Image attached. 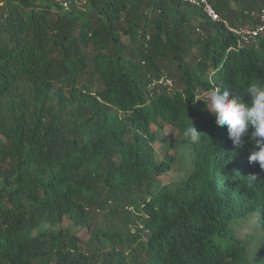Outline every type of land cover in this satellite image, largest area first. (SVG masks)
<instances>
[{"label":"trees","instance_id":"trees-1","mask_svg":"<svg viewBox=\"0 0 264 264\" xmlns=\"http://www.w3.org/2000/svg\"><path fill=\"white\" fill-rule=\"evenodd\" d=\"M207 1L231 25L264 8ZM256 81L264 37L182 0H0V264H264L254 144L235 149L204 105L215 87L248 103Z\"/></svg>","mask_w":264,"mask_h":264},{"label":"clouds","instance_id":"clouds-1","mask_svg":"<svg viewBox=\"0 0 264 264\" xmlns=\"http://www.w3.org/2000/svg\"><path fill=\"white\" fill-rule=\"evenodd\" d=\"M243 92L250 98L248 103L230 98L227 88L221 91L215 87L207 94L206 102L203 100L205 109L214 116L216 125L227 127L228 138L235 149L245 145L244 137L254 144L248 161L257 163L264 171V83L249 82ZM184 136L192 142L200 139V133L192 124L186 128ZM249 179L255 180L256 177L253 175Z\"/></svg>","mask_w":264,"mask_h":264},{"label":"built area","instance_id":"built-area-1","mask_svg":"<svg viewBox=\"0 0 264 264\" xmlns=\"http://www.w3.org/2000/svg\"><path fill=\"white\" fill-rule=\"evenodd\" d=\"M194 6H198L202 9L204 14L212 22H220L224 28L233 34L240 43L245 45H256L260 38L264 37V8L259 11H253L249 15L255 20V25H231L228 21L219 17L215 8L207 0H182ZM166 85L171 84V81L165 77L161 80Z\"/></svg>","mask_w":264,"mask_h":264},{"label":"rangeland","instance_id":"rangeland-1","mask_svg":"<svg viewBox=\"0 0 264 264\" xmlns=\"http://www.w3.org/2000/svg\"><path fill=\"white\" fill-rule=\"evenodd\" d=\"M232 3L233 2H231L232 10H238L239 9V3H237L236 5H234L235 3L234 4H232ZM63 8L64 9H68L69 6L65 7L63 5ZM238 19H240V18L238 17ZM197 34L198 33L195 32L194 36H197ZM162 130L163 131H162L161 138H159L157 143L154 144V148H155V150L158 153V160H160L161 156H162V149H161L162 145L164 143H167L168 148L171 149V145L174 144V139L176 137V131L174 129H172L169 125L164 124ZM178 174H179V172L177 171V167H174V169L170 173L165 174L163 177L160 178V180L162 182H169V180L174 179ZM251 218H252V220H250V224H247V225L243 226L242 229H240L238 231V234L240 236L244 237L245 235H249V233L251 232V228H252V225L254 223L253 220L255 218V215H252ZM61 226L63 228H67L69 226V222L63 221V223L59 227H61ZM44 229H46V226L43 227V228L37 229L33 234H37L39 231H42ZM70 229H71L72 233L77 234V236H79L82 240H86L88 238V236H89V233H87V231L85 229H77V228H71V227H70ZM254 250L258 251V247L256 246V243H254V244L250 243L249 244L250 253L254 252Z\"/></svg>","mask_w":264,"mask_h":264}]
</instances>
